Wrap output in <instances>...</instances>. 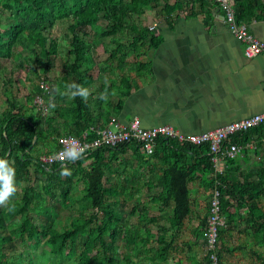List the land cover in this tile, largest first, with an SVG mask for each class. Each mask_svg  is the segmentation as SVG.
<instances>
[{
	"label": "trees",
	"instance_id": "16d2710c",
	"mask_svg": "<svg viewBox=\"0 0 264 264\" xmlns=\"http://www.w3.org/2000/svg\"><path fill=\"white\" fill-rule=\"evenodd\" d=\"M186 5L0 0V157L14 162L18 183L15 211L0 207V264H185L187 257L188 264H236L237 251L264 264V123L230 137L242 149L226 159L222 172L209 143L165 136L156 138L152 152L134 140L85 152L75 162L41 159L62 147L61 138L87 133L89 140L117 121L162 41L141 18L153 10V18L170 20ZM234 9L238 21L264 19V0H235ZM60 26L64 41L53 35ZM12 59L28 67L34 82L25 103L15 92L14 71L5 66ZM71 82L90 90L86 102L55 91ZM241 156L252 162L247 168L235 165ZM63 167L72 174L62 177ZM200 189L207 193L203 210L195 208ZM215 190L224 224L211 248L204 233ZM154 207L164 219L156 233L151 227L162 215L151 213ZM187 221L193 229L185 236Z\"/></svg>",
	"mask_w": 264,
	"mask_h": 264
},
{
	"label": "crops",
	"instance_id": "0c3cea01",
	"mask_svg": "<svg viewBox=\"0 0 264 264\" xmlns=\"http://www.w3.org/2000/svg\"><path fill=\"white\" fill-rule=\"evenodd\" d=\"M183 1L188 5L170 20H143L162 41L148 56L150 72H143L139 88L117 116L120 125L137 117L145 127L169 124L183 133H201L264 111V57L245 55L243 43L213 0ZM249 24L264 41V19ZM250 163L241 156L235 165L247 168ZM160 214L158 210L154 215ZM163 224L162 215L152 224L153 232ZM192 229L187 221L184 235ZM197 253H202L201 247Z\"/></svg>",
	"mask_w": 264,
	"mask_h": 264
},
{
	"label": "built area",
	"instance_id": "2783aa9c",
	"mask_svg": "<svg viewBox=\"0 0 264 264\" xmlns=\"http://www.w3.org/2000/svg\"><path fill=\"white\" fill-rule=\"evenodd\" d=\"M213 1L223 9L231 32L244 45L245 55L249 58L255 56L264 57V41L254 35L250 29L249 23L238 21L233 1ZM150 28L153 29L154 27L152 26ZM41 86L45 89L49 88L48 83L44 80L41 81ZM36 102L39 106L43 105V99L39 96L37 97ZM262 123H264V111L201 133H183L169 124L145 127L137 117L130 120L126 126L120 125L115 120L111 121L108 127L99 129L95 138L88 140L86 137L87 133H85L84 138L74 135H68L61 138L62 147L55 153L43 155L41 159L43 162L49 164L65 163L67 160L61 162L56 156L63 150L66 143L71 142H77L81 146H86V152H88L102 146L114 147L120 143L135 140L137 142H143L147 152H152L156 138L159 136H165L167 138H176L180 141H187L197 145L209 143L210 149L213 152L212 160L217 170L222 172L226 159L235 156L242 149V146L239 143L231 142L230 137L236 133L247 131L248 129ZM223 224L224 219L220 214L219 192L215 190L212 198V210L208 218V227L204 233L211 248L215 246L219 228ZM212 259L214 263H216L217 257L214 253L212 254Z\"/></svg>",
	"mask_w": 264,
	"mask_h": 264
},
{
	"label": "clouds",
	"instance_id": "9594fccd",
	"mask_svg": "<svg viewBox=\"0 0 264 264\" xmlns=\"http://www.w3.org/2000/svg\"><path fill=\"white\" fill-rule=\"evenodd\" d=\"M55 91L61 95L68 97L69 99H75L80 97L83 101H87L91 95L90 90L76 82H71L64 85V90L61 91L56 88ZM112 94H115L113 90ZM109 96L107 88L101 93L100 98L107 101ZM52 107H55L53 104ZM86 152V146H81L77 142L66 143L65 147L56 156L61 162L67 160L75 162L81 159ZM72 173L67 167H63L60 171L62 177L70 176ZM17 170L14 162L7 158L0 157V207L6 209L7 212L12 213L15 211L16 205L13 203V198L18 192L17 183Z\"/></svg>",
	"mask_w": 264,
	"mask_h": 264
},
{
	"label": "rangeland",
	"instance_id": "374dc122",
	"mask_svg": "<svg viewBox=\"0 0 264 264\" xmlns=\"http://www.w3.org/2000/svg\"><path fill=\"white\" fill-rule=\"evenodd\" d=\"M155 13L151 12V14H147L144 18H141V21L143 22H148L150 19H152V16ZM65 27H58L55 28V30L53 31V35H56L59 40L64 41V34H65ZM100 53L103 52V50H99ZM5 66L7 67V70L10 71H14V79H15V84H18L17 89H15V92L17 93V95L19 96V98L22 100L23 103H25V99H26V94H28L29 92H31V90L33 89V85L34 82H32V80H30V75L28 72V67L27 66H19L18 62H16L14 59L9 60L6 62ZM7 71V72H8ZM61 70L57 71V74H60ZM34 80V79H33ZM35 82H38L37 79H35ZM3 87L0 85V110L3 108V106L5 105V103L3 102V99H5V96L2 94L3 92ZM195 185L198 186V183H196ZM82 194V193H81ZM194 198L197 200L198 205L195 206V208L197 210L199 209H204L205 204L207 202V193H205L203 195L202 193V189H200V191L198 193L194 194ZM143 200V197L141 198ZM158 208L154 207L151 208L150 212L151 213H157ZM152 215V214H151ZM233 260L235 261L236 264H255L256 263V259L253 258L252 256H250L248 253L245 252H241V251H237L234 254ZM258 263V261H257Z\"/></svg>",
	"mask_w": 264,
	"mask_h": 264
}]
</instances>
